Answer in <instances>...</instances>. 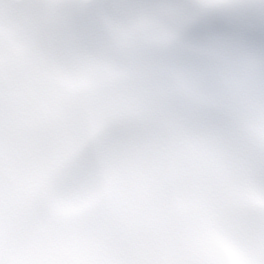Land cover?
I'll return each mask as SVG.
<instances>
[{"label":"snow or ice","instance_id":"1","mask_svg":"<svg viewBox=\"0 0 264 264\" xmlns=\"http://www.w3.org/2000/svg\"><path fill=\"white\" fill-rule=\"evenodd\" d=\"M0 264H264V0H0Z\"/></svg>","mask_w":264,"mask_h":264}]
</instances>
